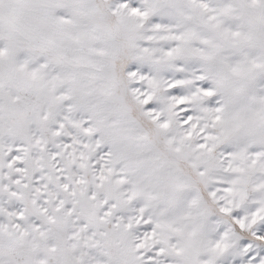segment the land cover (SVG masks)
<instances>
[{"label":"snow or ice","instance_id":"obj_1","mask_svg":"<svg viewBox=\"0 0 264 264\" xmlns=\"http://www.w3.org/2000/svg\"><path fill=\"white\" fill-rule=\"evenodd\" d=\"M0 264H264V0H0Z\"/></svg>","mask_w":264,"mask_h":264}]
</instances>
